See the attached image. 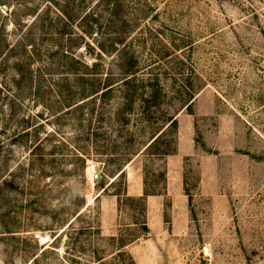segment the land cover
Instances as JSON below:
<instances>
[{
    "label": "rangeland",
    "instance_id": "1",
    "mask_svg": "<svg viewBox=\"0 0 264 264\" xmlns=\"http://www.w3.org/2000/svg\"><path fill=\"white\" fill-rule=\"evenodd\" d=\"M117 3L0 0V264H264V0ZM127 49L179 55L195 85L164 138L186 152L170 189L155 148L125 167L129 196L145 173L162 192L143 236L138 203L113 194L123 182L102 193L126 159L106 146L138 124L119 137L109 105L100 117L103 100L76 97L77 74L110 71Z\"/></svg>",
    "mask_w": 264,
    "mask_h": 264
},
{
    "label": "trees",
    "instance_id": "2",
    "mask_svg": "<svg viewBox=\"0 0 264 264\" xmlns=\"http://www.w3.org/2000/svg\"><path fill=\"white\" fill-rule=\"evenodd\" d=\"M101 1L106 2L109 6L111 3L113 7L118 6L117 0ZM81 13L76 17L80 21L86 20L91 16V11L86 14ZM172 55L173 52H166L165 54L152 53L145 63L136 52L127 49L121 51L116 58L117 66L112 68V70L96 72V68L92 67L90 68L92 71L90 74L79 73L76 76L79 85L76 97L90 98L88 100H93L94 104L98 100H103L104 103L101 105L99 112L100 117H103L105 108L109 105L108 111H106L108 112L107 118L111 126L116 131L117 129L120 131L119 137L124 135L122 128L128 127V124L134 118L138 124V127L134 130L135 132H130L128 129L127 138L123 142L114 144V141H111L106 146L107 151H109L110 147L115 152L119 151L120 153L122 151L121 155L126 157V159H123L125 165L118 170L114 180L108 186L102 185V193L107 191L109 186H112L115 181L123 182V190L113 194L122 197L120 200L121 205L125 202L138 203L141 214L144 216V220L140 223L142 236L149 232L146 220L147 197L149 195L162 194V192L157 189H149L148 178L145 173L143 195L138 197L129 196L127 179L124 175L125 167L134 157L152 148H155L156 151L150 152V154L156 157H166L175 154L177 151V137L175 135L178 132L177 115L186 106H189L195 97L193 79L185 71V68L188 69L186 60L177 54ZM173 60H177L179 65L172 64ZM147 129L150 130V139L142 145L143 143L138 140L137 136L147 132ZM169 132H174L175 134L171 143H167L164 140V138L169 136ZM163 143H166V148H162ZM118 158H121V156ZM156 173V171L153 172V175L161 178L167 188L166 167L160 170L158 174ZM126 245L124 244L123 247ZM45 251L46 249L43 250V252Z\"/></svg>",
    "mask_w": 264,
    "mask_h": 264
},
{
    "label": "crops",
    "instance_id": "3",
    "mask_svg": "<svg viewBox=\"0 0 264 264\" xmlns=\"http://www.w3.org/2000/svg\"><path fill=\"white\" fill-rule=\"evenodd\" d=\"M186 154V152H184L183 150H182V147H181V144L179 143V146H178V149H177V153L176 154H174V155H169L168 157H167V167H168V175H169V177H168V183H169V187H168V189H170V181H172V177H171V175H172V172H171V170L173 169V165H174V163L175 162H180L181 161V159H182V157L184 156ZM176 157V158H175ZM170 192H171V190H169ZM127 192H128V189H127ZM150 195L147 197V199H150Z\"/></svg>",
    "mask_w": 264,
    "mask_h": 264
},
{
    "label": "water",
    "instance_id": "4",
    "mask_svg": "<svg viewBox=\"0 0 264 264\" xmlns=\"http://www.w3.org/2000/svg\"><path fill=\"white\" fill-rule=\"evenodd\" d=\"M98 171H99V167H95V179L97 180L99 178V174H98Z\"/></svg>",
    "mask_w": 264,
    "mask_h": 264
}]
</instances>
